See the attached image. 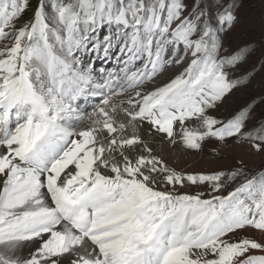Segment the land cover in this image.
Returning <instances> with one entry per match:
<instances>
[{
    "label": "snow or ice",
    "instance_id": "obj_1",
    "mask_svg": "<svg viewBox=\"0 0 264 264\" xmlns=\"http://www.w3.org/2000/svg\"><path fill=\"white\" fill-rule=\"evenodd\" d=\"M235 7L217 0L213 15L203 0H0V264H264V176L208 199L181 193L186 183L219 193L239 172H177L149 143L200 150L234 139L264 153V124L246 130L252 105L225 119L209 112L244 83L227 69L248 46L224 47ZM114 47L119 74L93 91L101 99L90 113H76L94 74V65L76 70V51L107 59ZM248 229L261 239L240 235Z\"/></svg>",
    "mask_w": 264,
    "mask_h": 264
},
{
    "label": "rangeland",
    "instance_id": "obj_2",
    "mask_svg": "<svg viewBox=\"0 0 264 264\" xmlns=\"http://www.w3.org/2000/svg\"><path fill=\"white\" fill-rule=\"evenodd\" d=\"M48 2L51 3L52 0ZM185 2L191 3V0ZM232 2L236 5L235 15L238 19L234 29L224 36V47L229 52L245 45L248 47L246 59L237 68L227 71L230 79L243 78L244 83L228 93L217 107L209 112L216 118L225 119L240 109L252 105L249 119L246 121V130H253L264 124V0H232ZM216 4L217 0H203L205 9L213 15L216 12ZM30 17L26 12L24 21ZM101 33L106 35L107 27ZM101 33H97L96 38L99 39ZM87 52L91 51L87 50ZM116 54L113 52L114 57ZM187 62L186 60L182 64L175 65L179 66L182 72ZM165 70H168V67ZM175 72L177 71H174L173 75L176 74ZM156 153L170 168L185 174L239 172L235 179L226 182V186L219 193H212L210 187L203 184L186 183L184 188L176 186L178 192L191 195L203 193L205 199L211 198L212 195H227L246 180L254 179L255 176L256 180H259L264 176V153L253 152L248 144L243 141L238 143L234 139H229L226 144L215 139L206 140L200 150L169 144ZM240 235L261 239L259 233L251 229L241 232Z\"/></svg>",
    "mask_w": 264,
    "mask_h": 264
},
{
    "label": "bare ground",
    "instance_id": "obj_3",
    "mask_svg": "<svg viewBox=\"0 0 264 264\" xmlns=\"http://www.w3.org/2000/svg\"><path fill=\"white\" fill-rule=\"evenodd\" d=\"M98 32H99V34L101 33L100 31H98ZM103 34L104 33H101V36L99 35L100 36L99 39L102 37ZM112 52H115V54H116L118 52V48L114 47L110 53H112ZM75 55L76 56L81 55V58H79V60L80 61L83 60V64L89 63L91 61L89 59L90 55H89V53H87L86 49H80V50L76 51ZM105 61H106V59H105ZM120 66L121 65H119L118 67H120ZM165 69H166V67H165ZM164 70L161 74L159 73L160 75L158 74L159 76L157 75L158 77L155 78L154 83L148 82V84L146 85V87L148 89H151L152 87H154L156 85L162 86L164 83H167L171 78H174L176 75H178L180 73L181 69L179 66H176L175 64H173L170 67H168V70H165V71ZM174 71H177V72H175L176 74L173 75ZM117 99H123L126 101L127 97L126 96H120V97H117ZM77 101H78V103L82 102L81 100L79 101L78 99H77ZM99 101H100V99L93 100V103L96 102V104H98ZM93 106H95V104L94 105H90V104L88 105L87 104V105L83 106V110H80L81 112L80 111H77V112H80V114L90 113ZM13 122H14V118H13ZM82 126L83 125H80L79 127H82ZM79 127L76 128L77 131L79 130ZM145 127H147V125H145ZM149 143L152 144V146L154 148V154L155 155L157 154L156 152H158V150L160 148H163V147L169 145V143L166 140H161L159 136L156 137L155 140L149 139ZM2 179H3V177L0 176V180H2ZM32 248H33V244L27 243L26 246L21 249L20 253H22L23 255H27L29 250H31ZM20 253H18V254H20Z\"/></svg>",
    "mask_w": 264,
    "mask_h": 264
},
{
    "label": "trees",
    "instance_id": "obj_4",
    "mask_svg": "<svg viewBox=\"0 0 264 264\" xmlns=\"http://www.w3.org/2000/svg\"><path fill=\"white\" fill-rule=\"evenodd\" d=\"M48 1H49V0H47L46 2L49 3ZM38 2H39V0H31V4H32L33 7H35L36 4H37ZM27 12H28V14H29L30 16H32V11H31V9H29Z\"/></svg>",
    "mask_w": 264,
    "mask_h": 264
}]
</instances>
